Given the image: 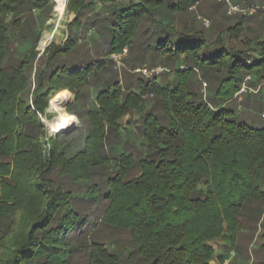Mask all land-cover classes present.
<instances>
[{
	"label": "trees",
	"instance_id": "16d2710c",
	"mask_svg": "<svg viewBox=\"0 0 264 264\" xmlns=\"http://www.w3.org/2000/svg\"><path fill=\"white\" fill-rule=\"evenodd\" d=\"M51 8L0 0V264H211L238 253L246 213L264 212V9L228 16L218 0H68L66 41L35 66ZM218 12L231 24L215 35ZM124 51L128 70L161 73L117 81L111 56ZM105 72L83 140L50 136L40 118L50 98L68 90L66 110L81 118L73 108ZM133 111L134 128L124 119ZM259 239L264 264V231Z\"/></svg>",
	"mask_w": 264,
	"mask_h": 264
},
{
	"label": "rangeland",
	"instance_id": "374dc122",
	"mask_svg": "<svg viewBox=\"0 0 264 264\" xmlns=\"http://www.w3.org/2000/svg\"><path fill=\"white\" fill-rule=\"evenodd\" d=\"M67 3H68V0H66V8L64 10V13L61 19L57 21L56 13L54 12L55 11V0H52V8H51L52 10L48 14L47 22L41 25V21H39L40 24L38 25L41 30V38L35 47V50L37 51L36 61L34 63L35 66L37 65V59H39L45 54L44 51L46 47H48L50 44L62 45L66 41L68 37V24L74 19L73 15H71L67 10ZM206 8H207L206 5H201V10L199 9L198 13L202 15L203 14L202 11H205ZM33 13L35 14L34 21L36 23L37 17H39L38 11H34ZM183 20L189 21L190 17L184 16ZM209 20L211 22V25H210L211 27L210 29H208V31L210 33V30H211L212 31L211 33L215 35L216 33H219L220 31L224 30L227 26L231 24L230 21L222 17L219 12L213 13L212 16H210ZM89 45H90V42H88L87 46ZM13 47L16 49L20 48V50L25 49L24 47L19 45L18 41H15L13 43ZM90 48L94 56L95 50L92 46H90ZM125 55H126V52H123L122 55L111 56V58L113 59V63L111 67L114 71L116 70L118 72L116 74L117 81L123 82L126 79H130V78L132 79L134 78L135 74H137L138 72H142V74L144 75L143 77H145V79L146 77L148 78V76H150L153 73H161L160 67L156 69L146 70L145 72L141 71V69H138L136 71H130L128 70L126 65H124L122 61L120 60ZM110 77L111 75L109 72H105L103 74L92 75L90 77L87 90H85V95L82 97L81 101L79 102V105L73 108V110L76 113H79L82 116L81 118L76 115H70L66 110L67 107L74 102V95L68 90L65 92L59 91V93L57 92L52 98H50V100L48 101V106L45 109V116L40 117L41 121L44 123L48 131V134L52 137L57 136L59 134H69V136L71 137L73 141H77L78 139L82 141L87 131V127H88L86 111L92 107V104H93L92 102L95 97V94H94L95 91L98 90L100 86L102 87V85L108 84L111 81ZM33 78H34V73L32 74V80ZM149 78H151V76ZM33 86L32 88H34ZM202 89H204V85H202ZM61 93L69 94L70 98L63 96ZM247 96L248 95L245 96V99L247 98ZM145 101H146V106L148 108L154 103V99L151 97L145 99ZM62 104H65L64 108L62 107ZM56 108L62 109L65 114L73 116L76 119V127L71 128L72 130L69 133L62 132V133L56 134L50 131L49 127L47 126L46 121H52L55 119V116L58 112ZM139 118H140L139 113L137 111H133L131 112L130 115H128L124 119L125 121H130L132 123L131 124L132 128H134V125L136 124ZM135 134H136V131L132 129L129 137H131L132 139H135L136 137ZM250 215H251L250 212L246 213V217L242 220L243 223L246 225V228L248 229V232L245 233V235L243 234L241 236L242 248L239 249L238 253L234 251L232 254L224 256L225 260H228L226 261L227 264H260L263 260V253L256 249H258L260 246V243H262V241L259 239V235L263 233L264 231V228H263L264 227L263 226L264 225V212L260 215L257 214V216H254V217H251ZM217 251H218L217 253L219 254L221 253L222 249H218ZM211 264H213V262Z\"/></svg>",
	"mask_w": 264,
	"mask_h": 264
},
{
	"label": "bare ground",
	"instance_id": "6f19581e",
	"mask_svg": "<svg viewBox=\"0 0 264 264\" xmlns=\"http://www.w3.org/2000/svg\"><path fill=\"white\" fill-rule=\"evenodd\" d=\"M65 8L66 0H55L54 12L56 13L57 21L61 19ZM46 122L50 131L53 133L68 131L69 129L76 127V119L73 116L65 114L63 110L57 112L54 120Z\"/></svg>",
	"mask_w": 264,
	"mask_h": 264
},
{
	"label": "built area",
	"instance_id": "2783aa9c",
	"mask_svg": "<svg viewBox=\"0 0 264 264\" xmlns=\"http://www.w3.org/2000/svg\"><path fill=\"white\" fill-rule=\"evenodd\" d=\"M218 1L222 2L225 5L226 14L228 16H233V15H237V14H242V15L248 16V15L254 14L258 9H264V7H256V6L241 7L240 5L233 3L231 0H218ZM198 19L202 20L204 27H209V25H210L209 20L201 18L200 16H198ZM141 71L145 72L146 70L142 69ZM248 79H249V77H246L245 81ZM246 88L247 87H246L245 83H243L240 91L238 92V95L245 92Z\"/></svg>",
	"mask_w": 264,
	"mask_h": 264
},
{
	"label": "crops",
	"instance_id": "0c3cea01",
	"mask_svg": "<svg viewBox=\"0 0 264 264\" xmlns=\"http://www.w3.org/2000/svg\"><path fill=\"white\" fill-rule=\"evenodd\" d=\"M219 244H221V243H219ZM216 248H217V250L220 248V245H217L216 246ZM218 252V251H217ZM232 254V253H231ZM226 261H228V260H224L222 263L221 262H219V261H216V262H213V264H226Z\"/></svg>",
	"mask_w": 264,
	"mask_h": 264
},
{
	"label": "water",
	"instance_id": "95a60500",
	"mask_svg": "<svg viewBox=\"0 0 264 264\" xmlns=\"http://www.w3.org/2000/svg\"><path fill=\"white\" fill-rule=\"evenodd\" d=\"M72 129H69L68 131H64L65 133H69L70 131H71ZM60 133H62V132H60ZM56 134H58V133H56Z\"/></svg>",
	"mask_w": 264,
	"mask_h": 264
}]
</instances>
